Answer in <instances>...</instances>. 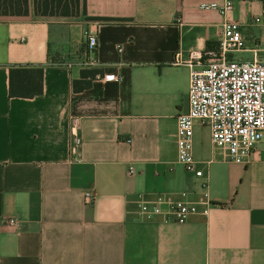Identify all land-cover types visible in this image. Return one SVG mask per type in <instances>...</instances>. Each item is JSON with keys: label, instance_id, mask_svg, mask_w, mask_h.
Instances as JSON below:
<instances>
[{"label": "crops", "instance_id": "obj_1", "mask_svg": "<svg viewBox=\"0 0 264 264\" xmlns=\"http://www.w3.org/2000/svg\"><path fill=\"white\" fill-rule=\"evenodd\" d=\"M224 1L84 0V14H35L29 4L26 14L0 16V264H264V132L236 162L194 122L193 168L201 173L176 159L189 53L214 46L226 17L240 24L245 48L264 40V0H230L226 14L199 6ZM85 28L96 31L92 51ZM86 56L100 63L91 67L99 75L120 78L94 75L73 90L72 79L90 68L78 65ZM34 67L40 93L9 95L10 70L23 69L11 71V82L28 86ZM181 191L192 200L205 193L207 213L183 222L134 213L139 196Z\"/></svg>", "mask_w": 264, "mask_h": 264}, {"label": "built area", "instance_id": "obj_2", "mask_svg": "<svg viewBox=\"0 0 264 264\" xmlns=\"http://www.w3.org/2000/svg\"><path fill=\"white\" fill-rule=\"evenodd\" d=\"M199 6L214 8L220 14H226L231 10L232 2H203ZM250 21L258 22V18L252 17ZM83 38L85 49L92 51L96 44V31L85 28ZM117 50H120V46H117ZM243 50L250 53L249 58L231 55L234 51ZM174 62L178 63L179 59L176 58ZM185 63L190 66L188 106L175 116L177 161L184 169H193L195 175L201 173L199 169L193 168L191 138L194 122L208 127L210 141L223 150L225 159L244 161L264 132V40L253 41L251 47L245 48L240 24L226 17L221 22L215 45L206 48L201 55L195 51L190 52ZM116 64L122 63L118 61ZM78 65L91 68L100 63L93 56H86ZM94 75L106 81L120 78L119 73L112 71ZM77 128V118L71 117L68 127L70 152H74L78 142ZM127 171H133L131 165ZM82 199L84 203H90L93 199L92 191H84ZM210 204L205 193L201 198L192 200L181 191L176 196L159 194L152 199L139 196L134 213L143 219L161 214L164 220L183 222L194 213L205 215ZM6 222L16 224L13 217L6 218Z\"/></svg>", "mask_w": 264, "mask_h": 264}, {"label": "trees", "instance_id": "obj_3", "mask_svg": "<svg viewBox=\"0 0 264 264\" xmlns=\"http://www.w3.org/2000/svg\"><path fill=\"white\" fill-rule=\"evenodd\" d=\"M32 11L41 15H74L78 12L84 14V0H30ZM29 0H0V15H23L28 11ZM87 18H97L94 16H86ZM100 19V18H97ZM108 19V18H101ZM23 69L15 68L9 72V95L33 96L41 91V68L34 67L28 69L33 77V83L18 81L11 82V71L20 72ZM95 68H84L79 71V77L72 79L71 85L73 90L86 87L91 78L96 73Z\"/></svg>", "mask_w": 264, "mask_h": 264}, {"label": "rangeland", "instance_id": "obj_4", "mask_svg": "<svg viewBox=\"0 0 264 264\" xmlns=\"http://www.w3.org/2000/svg\"><path fill=\"white\" fill-rule=\"evenodd\" d=\"M29 4H30V0H29ZM79 13H81V12H78L77 14H79ZM74 15H76V14H74ZM0 16H7V15H0ZM233 54L241 56V57L249 58V53L246 51H237V52H233Z\"/></svg>", "mask_w": 264, "mask_h": 264}]
</instances>
